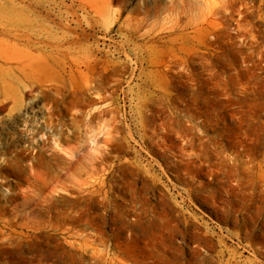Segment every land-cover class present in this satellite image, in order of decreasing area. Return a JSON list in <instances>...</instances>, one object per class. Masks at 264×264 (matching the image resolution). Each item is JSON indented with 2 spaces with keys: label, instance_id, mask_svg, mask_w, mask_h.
Here are the masks:
<instances>
[{
  "label": "rangeland",
  "instance_id": "obj_1",
  "mask_svg": "<svg viewBox=\"0 0 264 264\" xmlns=\"http://www.w3.org/2000/svg\"><path fill=\"white\" fill-rule=\"evenodd\" d=\"M78 6L0 0L11 21L49 23L78 42L71 52L82 50L31 60L25 74L0 72V264H145L146 243L159 245L193 215L196 225L214 228V243L219 229L225 236L235 231L212 207L189 201L187 186L162 171L157 148L148 144L161 137L147 123L152 115L156 124L173 118L178 131L189 129L181 144L213 164L199 180L207 189L222 182L227 168L219 161L236 159L242 181H229L239 185L235 191L224 186L229 199L247 221L255 211L262 215L264 0H109L107 19L114 23L107 35L104 22ZM20 50L0 47L1 64L27 61ZM144 166L165 187H150ZM255 232L264 233L260 220ZM228 239L241 261L264 264L245 242ZM174 243L188 255L190 242L176 235Z\"/></svg>",
  "mask_w": 264,
  "mask_h": 264
},
{
  "label": "bare ground",
  "instance_id": "obj_2",
  "mask_svg": "<svg viewBox=\"0 0 264 264\" xmlns=\"http://www.w3.org/2000/svg\"><path fill=\"white\" fill-rule=\"evenodd\" d=\"M74 1L79 4V10L84 13V15L88 17L92 15L98 20H102L104 22L103 26L106 35V32L113 30L112 25L114 22H110L109 19H107L109 0ZM65 14L70 15V12L66 11ZM74 14V12L71 13V15ZM7 15L8 13L0 11V47L5 49L22 47L23 50H20L22 51L21 54L24 56L26 55L28 60H19L16 61L14 65H9V61L3 59V64H1L0 61V72L6 71L8 73L13 70H18L20 73L25 74V68L30 67L31 60H41L44 56L53 55L65 57L67 53H79L82 51L79 47L77 52H71V50H75L77 48L78 42L73 37H70L66 32H62V34H60L59 31H57V28L55 29L56 31H52V29H50L52 27L49 26V23L46 25L41 24L39 21H37L36 24L21 23V21H11V19H8ZM62 15L63 13L61 11L55 12V17H58L59 19L63 17ZM56 24L57 23H53L52 26L55 27ZM220 29L222 30L224 28L220 27ZM86 56L87 60H89L93 56V53L87 52ZM111 62V59L108 57L106 61L107 69L111 67ZM40 66L41 63L36 64L35 69H41ZM76 67L78 68V66ZM70 69L72 70L71 65ZM173 71L176 73V70ZM153 118V115L149 116L147 118V123L152 126L151 128L154 130L160 131L159 134L161 137H159L156 143L153 140L154 138H149L148 144L157 148V151L155 152H153L152 149L151 150L161 159L162 171L165 173L171 172L175 182L187 186L185 193L189 201L192 202L197 199L201 204L212 207L218 215L220 221H231L236 230L233 232H227V236H225L222 234L223 229H219L221 236L217 237V243H214V228L211 227L210 223L205 221H201L199 225H196V217L193 215L189 219H183L185 227L184 230H180L177 226H173V229L166 234L159 245H153L151 240L146 243L149 249L147 254L144 256L145 264H253V261L249 259L241 261L242 253H239L237 249H229L226 246V241L229 240V237L236 239L239 243L245 242V247L251 250L254 258H261L264 260V233L257 234L255 232L258 220L261 221V229H264V209H261L260 207L257 208L259 212L262 211V215H260L257 214L258 211L256 212V209L254 208L255 210H253V212L255 211V213L252 214L250 212V221H247L244 216L246 213L244 214V212H241V207L236 208L235 205L231 203L228 196V188H230L231 191H235L237 189L236 186H239L236 184V186H233L231 183L229 184V181L231 179H236V183H241L242 181L240 163L237 164L236 159L231 160L228 158H222L219 162L220 164H225L227 169L225 172L222 171V173H220V175H223L221 177L222 182H219L221 186L217 185L214 190L207 189L205 186L208 185V183H204L199 180H202L203 177L208 175L210 170L209 168L213 164L211 163L210 158L205 155H194L188 153V148H192L191 144H181L188 136L186 133L189 129L185 127L183 128V131H178L181 129L182 125L173 118L167 119L166 121V118H162L163 121L160 124H156ZM189 127L194 128V124L192 125L190 123ZM154 136L155 135L153 133V137ZM196 139L198 140L199 137L196 136ZM230 149L234 152L236 151V156L239 155L235 145H232L229 150ZM151 150L149 148V151ZM223 150L224 147L219 146L217 155H220ZM149 154L150 153H148V155ZM227 163L229 164V167L226 166ZM222 167L224 166L222 165ZM143 169V175L147 177V180L152 184L150 187L158 188L159 185L165 187L160 181V178L155 175L151 169H148L145 166ZM225 185L228 186V188L224 187ZM222 188L225 190L223 191ZM166 190L167 189L161 190L159 193L160 202L164 201L166 197ZM225 192L226 194L224 195ZM181 194L182 193H179L180 197L182 196ZM232 196L233 195L231 194V197ZM257 199L258 197L256 200ZM181 204L182 202L175 203V211H179V214L183 208ZM256 204H258V202ZM155 208L156 207L152 208V211L155 214H162L165 216L168 215L166 209L158 212L154 210ZM249 208L250 207H247L245 209L244 207V209H242L247 211ZM234 212H238V214L236 215ZM141 214L143 216L145 212H142ZM188 228H190V231H187ZM176 235L181 236L185 243L190 242L192 244L188 247L189 253L187 256L184 254V244L174 243V237Z\"/></svg>",
  "mask_w": 264,
  "mask_h": 264
}]
</instances>
